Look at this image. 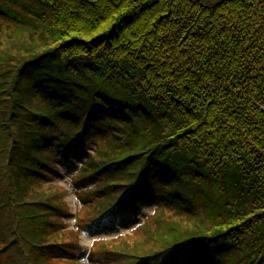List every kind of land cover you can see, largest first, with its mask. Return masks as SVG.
Returning <instances> with one entry per match:
<instances>
[{"label":"trees","instance_id":"1","mask_svg":"<svg viewBox=\"0 0 264 264\" xmlns=\"http://www.w3.org/2000/svg\"><path fill=\"white\" fill-rule=\"evenodd\" d=\"M79 158L87 222L155 206L104 264H264V0H0V264L73 255Z\"/></svg>","mask_w":264,"mask_h":264},{"label":"rangeland","instance_id":"2","mask_svg":"<svg viewBox=\"0 0 264 264\" xmlns=\"http://www.w3.org/2000/svg\"><path fill=\"white\" fill-rule=\"evenodd\" d=\"M82 161L83 160L79 158L68 167L64 165L60 166L58 175L54 177L50 183L64 192L63 204L66 206V210L69 214L64 215V218L61 221L65 225L67 240L72 242V246L70 248L73 251V254L76 255L72 259L58 258L55 261L56 264H104L106 260L99 255H94L92 260L89 262V250H97L99 248V244H103V240L105 239H109L112 242L115 238L120 239L121 237L134 236L133 233L135 232V226H137L138 222L142 220V218L139 220L126 215L123 217L122 224L118 227L108 226L105 229H96L89 232L80 229L78 227L79 224L86 223V219L83 218V213L86 210L85 204H88L91 201L90 197L85 196L81 190L83 188H90L94 185L93 182H86L75 188V181L73 178ZM154 210V205H149L144 208V218L147 213L152 214ZM114 236L116 237L114 238ZM112 237L114 239H111ZM98 254L101 255L100 252H98Z\"/></svg>","mask_w":264,"mask_h":264}]
</instances>
